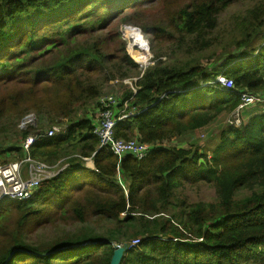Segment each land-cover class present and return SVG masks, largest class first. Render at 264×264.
Instances as JSON below:
<instances>
[{"label":"trees","instance_id":"16d2710c","mask_svg":"<svg viewBox=\"0 0 264 264\" xmlns=\"http://www.w3.org/2000/svg\"><path fill=\"white\" fill-rule=\"evenodd\" d=\"M238 1L0 0V133L14 136L0 165L24 159L30 132L18 126L28 115L67 122L28 157L68 165L30 199L0 203V264H110L107 242L134 239L121 264H264V106L243 108L241 126L222 127L201 153L155 147L141 161L99 149L92 116L77 118L108 82L138 76L121 26L140 29L133 35L155 63L135 95L120 84L117 109L129 101L132 116L117 123V139L155 146L203 134L240 106V93L264 96V0L237 37L214 44L219 16ZM204 183L215 201L176 197Z\"/></svg>","mask_w":264,"mask_h":264},{"label":"built area","instance_id":"2783aa9c","mask_svg":"<svg viewBox=\"0 0 264 264\" xmlns=\"http://www.w3.org/2000/svg\"><path fill=\"white\" fill-rule=\"evenodd\" d=\"M125 29L123 32L122 29ZM129 30L136 31L129 26H121L120 33L124 41H126V50L131 59L138 66V76L133 78H127L121 81V84L131 89L135 95L138 86L137 82L140 80L144 72L152 66L155 61L152 54L149 52V46L145 43L143 50L140 49L136 52L131 50L136 49V46H130L127 42L129 36L127 35ZM138 32V31H137ZM125 33V34H124ZM132 40V39H131ZM144 42V41H143ZM132 52L134 55H132ZM216 82L225 88L231 89L233 84L231 81L218 77ZM241 99L240 106L230 115L228 124L234 125L230 127L238 128L241 126V111L243 108L251 106H264V96H254L247 93L239 94ZM97 117L93 120V135L99 140V149L105 148L112 155L122 158L125 156L132 157L138 161L145 159L153 148L163 147V145H148L143 143L140 139L135 138L132 140H123L115 138L114 131L117 123L121 120L127 119L132 116L130 112H127L129 101H126L121 110H118L120 102L114 96H104L98 99ZM33 115H28L21 127L28 128L35 124ZM67 128V124L63 127H51L45 129L46 131L30 132L24 139L22 148L24 151V159L20 162H12L7 165H0V203L4 200L9 201H25L30 199L38 187L49 179H52L58 172L64 170L68 165L65 164L59 168V164L49 166L45 163L34 161L28 157L30 148L40 139H49L57 134L64 133ZM86 167H92L91 158H82ZM27 165V168H25ZM140 240L134 239L130 241L126 246L127 250H135L139 246Z\"/></svg>","mask_w":264,"mask_h":264},{"label":"rangeland","instance_id":"374dc122","mask_svg":"<svg viewBox=\"0 0 264 264\" xmlns=\"http://www.w3.org/2000/svg\"><path fill=\"white\" fill-rule=\"evenodd\" d=\"M260 1L261 0H240L236 2L234 5H232L231 7H229L224 13H222L219 16L218 29L214 34L215 36L214 44L215 45L216 44L225 45L232 37H237L239 35V31L236 30V24L241 22L248 8H250L252 5L257 4ZM122 31L124 32L125 29L123 28ZM133 34L134 33H131V35ZM141 38H142V41H144L142 36ZM132 41L134 43L133 45L136 46V49H133V47H131V50L133 52H136L137 50L140 51V49H142L141 44L134 42L133 39L132 40L128 39L127 42H129L130 46L132 45ZM260 42H261V38H257V40L254 43V46L258 45ZM133 52H132V55H134ZM163 60H167V58L164 57ZM122 80L124 79H121V80L116 79V80L108 82L107 85L103 87L102 94L99 98L104 97V96H114L118 100L120 95L123 93L122 91L124 90V86L121 87L120 85ZM98 99L93 101V103L91 102L92 106L89 105L88 109L87 108L81 109L79 111L77 118H83L84 116L87 117L88 116L87 114H89L90 116H92L93 120L96 119L97 109H98V104H97ZM229 118L230 116L224 117L222 115V117L217 121V124L215 126H211L210 129L205 131L203 134L190 133L183 137L172 138L169 141L163 143L162 145L163 147H166V148H169V147H175V148H190L191 147L193 148V145H195L199 149L198 150L199 153H201L205 146L207 145L211 147L215 146L222 127L234 126V125L228 124ZM22 122L23 120L20 122L18 129L24 132H34V131H37V129L38 131L43 132V131H46L45 129L51 128L50 126H46L47 123L42 117H39L38 121L36 120V117H35V123H34L35 125L32 127L23 128L21 127ZM65 123L67 122L65 120H62L61 124H58V125L60 127H63L65 126ZM59 126H55V127H59ZM12 141H14V136H13V131L11 129L6 131L5 133H0V152L6 153V149L10 146H13ZM25 168H27V165H25ZM178 191L180 193L176 197H178L179 199H183L185 200V202H188V203H192V202L209 203V202L215 201V198H216L215 188L212 186V184H209V183L200 184L194 187L185 186L184 188ZM245 195H249V192L243 191L242 193L239 194V196H245Z\"/></svg>","mask_w":264,"mask_h":264},{"label":"water","instance_id":"95a60500","mask_svg":"<svg viewBox=\"0 0 264 264\" xmlns=\"http://www.w3.org/2000/svg\"><path fill=\"white\" fill-rule=\"evenodd\" d=\"M136 31H138L140 33V29L139 28H134ZM144 43H146L148 45V42L144 40ZM34 121H35V117L33 115ZM109 243L113 249V256L111 258L110 264H121L122 263V258L124 256V254L126 253L127 250V246L125 243H121V242H107Z\"/></svg>","mask_w":264,"mask_h":264},{"label":"bare ground","instance_id":"6f19581e","mask_svg":"<svg viewBox=\"0 0 264 264\" xmlns=\"http://www.w3.org/2000/svg\"><path fill=\"white\" fill-rule=\"evenodd\" d=\"M133 32H135V31H133V30H129L128 31V33H127V35L129 36V38H131V39H133L134 40V42H136V43H140L141 44V47H142V50H143V45L145 44L143 41H142V38L141 37H137V36H134V35H131V33H133ZM140 35V34H139ZM137 39H140V41H137ZM141 41L143 42V43H141ZM239 128V127H238ZM37 131H38V129H37ZM35 132V131H34ZM19 162V161H18ZM66 163H68V162H66ZM64 165V164H63ZM65 170V169H64ZM61 172V171H60Z\"/></svg>","mask_w":264,"mask_h":264},{"label":"clouds","instance_id":"9594fccd","mask_svg":"<svg viewBox=\"0 0 264 264\" xmlns=\"http://www.w3.org/2000/svg\"><path fill=\"white\" fill-rule=\"evenodd\" d=\"M133 28H135V27H133ZM140 34H141V31H140Z\"/></svg>","mask_w":264,"mask_h":264}]
</instances>
